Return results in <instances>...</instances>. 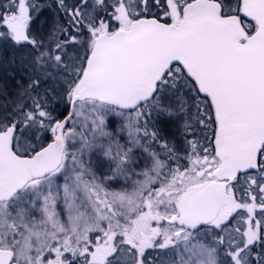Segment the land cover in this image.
I'll use <instances>...</instances> for the list:
<instances>
[{
	"label": "snow or ice",
	"instance_id": "1",
	"mask_svg": "<svg viewBox=\"0 0 264 264\" xmlns=\"http://www.w3.org/2000/svg\"><path fill=\"white\" fill-rule=\"evenodd\" d=\"M0 71V264H264V0H0Z\"/></svg>",
	"mask_w": 264,
	"mask_h": 264
},
{
	"label": "rangeland",
	"instance_id": "2",
	"mask_svg": "<svg viewBox=\"0 0 264 264\" xmlns=\"http://www.w3.org/2000/svg\"><path fill=\"white\" fill-rule=\"evenodd\" d=\"M16 79L19 80L20 77L17 76ZM0 84L4 85L3 88H0V104H7L15 98L17 86L13 79L3 71H0Z\"/></svg>",
	"mask_w": 264,
	"mask_h": 264
}]
</instances>
